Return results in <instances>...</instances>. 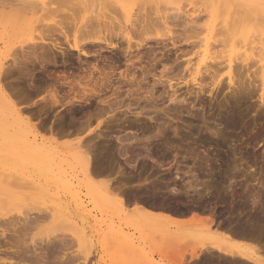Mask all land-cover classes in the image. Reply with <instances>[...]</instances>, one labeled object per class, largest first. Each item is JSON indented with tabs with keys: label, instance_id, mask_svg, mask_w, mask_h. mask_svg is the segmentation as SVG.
<instances>
[{
	"label": "bare ground",
	"instance_id": "1",
	"mask_svg": "<svg viewBox=\"0 0 264 264\" xmlns=\"http://www.w3.org/2000/svg\"><path fill=\"white\" fill-rule=\"evenodd\" d=\"M0 1H2L3 7L5 9H11L10 11L19 10L21 12L26 11L29 8L33 9L36 7V5L37 7L40 5L44 6V2H45V0H0ZM50 1H52L51 3L54 2L57 5V7L58 6L64 7V9L60 11L61 13L58 11L56 12V10L53 8L51 9V10H55V14L58 13L59 15L58 14L57 15L60 18L57 20V17H56L57 15H56L55 20L53 19V21L51 20L48 23L43 24L42 26L39 25L40 23L39 21H38L39 23L35 26H34V24H36L35 22L29 24V26L31 27L30 31L32 30L33 34L36 32L34 28L40 27L42 29V30L39 29L40 31L37 29V39H35L36 37L34 38V35H32L33 37L29 35L30 38L28 40H26L25 42L22 41L23 44L29 43L30 46H28L27 50H24L25 45L23 46L21 45L20 47L22 49V52L20 53L21 54L20 56L18 55V53L16 54V52L13 51L15 52L16 55L14 54L15 56L12 58V64L8 65L7 64L8 62L7 63L5 62L8 65L7 66L2 60L3 58H0V104L3 106L5 105L3 108V112H4V109H6L7 111H11L13 113L18 114V116L19 115L21 116V109H19L18 107L19 103L18 101H16L17 99L15 100L13 97L14 95L17 96L19 92L15 90L14 93L13 92L11 93L9 90L12 88L9 89L7 84L6 86H4L5 84L4 82H2V81H5V79L7 80V78H10L13 71H18L19 74L31 78L29 80L32 81L30 82V89L32 91H37V93H39L40 91L47 92L48 97L41 98V100L43 99L46 105L45 107L43 106L44 107L43 112H45L46 107H48V103H50V107H53V108L54 106L55 108L58 106L64 107L66 108V113L68 112L67 117L68 119H70L69 124L72 127L73 126L77 127L76 125H78V127L80 126L81 128L84 127L82 128V130H84L86 127H89L92 119L96 120L99 118H104L106 120L104 121L106 129L105 130L100 129L101 123L99 122L98 127L100 130H89V133H88L89 135L86 138L88 139V141H85L87 142L86 146L84 147L83 144H81V142H78V145L76 148L75 157L77 159V163L82 168L81 174L85 176L91 183L93 182V177L96 178V176L105 175L107 173H110L109 171H112L111 162L112 160L115 159L114 157H116L117 154L120 157L123 156V158L124 159L126 158V160H130L129 155H130L131 145L137 144V143L139 144V142L141 141L144 142L143 145H140V146L137 144L138 147H136L135 156L137 158L138 157L143 158L142 156L151 158L153 155V150H152L153 147L151 148L149 145L151 144V146H154L151 143L152 139L160 140V139L166 138L167 140H170L172 138L173 135L171 134L172 135L171 136L169 133V130H166L167 125L165 126V124L162 121L161 123L159 121L160 120L159 118L161 115L159 116L158 112L161 110L163 111V109L160 108L161 109L160 110L158 109V107L160 106L158 107L156 106L158 103H160L157 100L159 98H160V101L163 100L165 95H168L166 97L169 98V103L171 104L175 103L176 105V103H179L178 105H180V103H185L187 106L189 105L188 101H192L194 103H191L190 105L195 107V102H198L197 100L201 98L200 95H205L207 93L208 87H209L208 94L212 95V97L213 96L215 97V95L216 97H218L221 94V92L224 91V88H225L224 85L225 86L228 85L227 87H230L229 89L233 88L232 90L234 91V93H235V89H237L238 91L242 89L241 92L242 91L243 92L242 93L239 92L241 93L240 95L242 94L244 95V91H246L245 92L246 95L244 96L242 95L243 97L247 95L249 96L253 95L252 94L254 91L253 88L256 87L257 89L255 90L257 91L260 90L259 99H260V103H261L260 106H261V111H262L261 112L262 115H260V117L263 116V113H264V52H261L262 53L261 55L263 56L262 60H260V62H262V66H260L259 69L252 67L256 69V70L254 69L255 71H252V68H250L251 66L244 67L245 65L247 66L250 59H251L250 62L252 61V58H250V56L247 55V50H244L246 56L242 60V63L245 65L242 67H239L240 65L237 66L238 64L236 65L233 59L228 58L227 55H225L227 51L226 52L222 51L223 48L220 51L213 52L214 48L216 46L218 47V45L224 48H226V46L229 47V45H231L232 46L231 52L232 53L237 52L235 50L238 47L237 44H241L242 46V42H245V43L247 42L248 36L243 35L239 39L238 35L234 34V32L233 34L231 33L230 35L229 33L224 32V34L221 35L220 37L217 36L223 32H221L222 31L221 30L219 34L216 33L218 27L217 28L215 27L216 21L214 22L211 20L212 16L210 20L206 19L205 21V18H204L203 23H202L203 20L200 19L201 17L198 19H189V20H185V18L183 17L184 20L182 18L180 19L184 21V22L182 21V23H180L179 19H176V21L175 19H172V20L168 19L172 22L174 21L175 22L172 23L169 21L170 22L169 23L168 20L165 21L164 26L162 25L163 29L165 30L164 32L163 30L158 31L159 28L157 29L159 22L158 23L156 22L157 21L161 22V19L159 20L155 19L156 22L155 20L151 22V20L148 18L143 21H135V22H131L128 19L125 21H122L121 19H119L122 15L127 16V14L130 13V10L134 7L133 1L135 0H50ZM159 1L160 2L164 1L166 2V4H169V6L174 5V3H176L175 0L174 1L173 0H159ZM212 1L214 0H211L210 3H213ZM214 2H217V1L215 0ZM248 2L247 4L252 3L255 6L264 5V0H253V1H250L249 3ZM220 3L222 2L220 1ZM240 3L242 2L240 1ZM252 4L250 5L252 6ZM95 7L98 9L96 10ZM58 8L60 9V7ZM217 9L220 10V8H217ZM216 12H218V10ZM118 13L119 14L121 13L122 15H120L119 17L117 16ZM114 14H117V15H114ZM21 15H23V13H21ZM162 21L164 20L162 19ZM176 22H179L177 24L178 26L181 25L182 27H184L182 29L184 30L183 32H181V30L179 32L178 29H174L175 27H177V25L175 24ZM161 24L162 23H160V27H161ZM218 24L217 26L220 25ZM228 25L230 26V23ZM199 26H201V29L202 27L205 26V28H207L210 31L209 34L205 37H199L198 36L199 33L198 35H195L196 34L195 32H197L196 30L198 29ZM234 28L236 27L233 25V29ZM201 29L199 31H201ZM214 29H216V31H214ZM230 29L231 28H229V31ZM152 31L156 33H154V35H151V36H145V33H148V32L152 33ZM189 31L192 33L188 35L187 33ZM215 35L219 39H215L214 38ZM262 36H263L262 41L264 42V33L262 34ZM4 37L5 36L3 32L1 31L0 32V45L3 43ZM140 37L141 38L144 37V38L138 40V38ZM254 42L255 41H253V43ZM184 45L190 48L188 50H182V46ZM262 46H264V43ZM202 48L204 49L201 50ZM248 52H251V51H248ZM10 55H12V53ZM193 55L197 56L196 62H193V60L190 59V57H192ZM211 55H213V57L210 58L212 63H209L210 61L208 62L207 60L209 59ZM256 55H258V53ZM261 55H260V58H261ZM75 56H77L76 57L77 61H74ZM258 61L259 60H257L256 63H258ZM225 63L227 64L223 66V64ZM22 64H25V65L23 66ZM29 64H31L32 68L27 67ZM59 64L60 65L62 64L65 67L62 72L60 71L61 72L60 75L58 74L59 72L58 69H56L58 68L56 66H60ZM36 67H37V82H36L37 87L35 86L36 84L34 80L35 78H33L35 76L34 73H36V72H33V69H35ZM53 70H55L54 72H56L58 75H55ZM225 75L226 77L224 78ZM258 81L260 83L256 86L255 84L258 83ZM225 82L227 84H224ZM9 84L11 83L8 82V85ZM6 87L9 90H7ZM184 87L187 88L185 92H183ZM179 92H183V93L179 94ZM39 96L41 95L39 94ZM21 100L23 101L22 98ZM162 102L163 101H161V103ZM219 106H221V104ZM228 107L221 110V113L219 115L221 126L224 125L226 130H221V129L220 130L219 129L209 130L210 127L208 128V130H204V131L196 130V129L188 130L183 135L179 134L181 135L179 138L182 140H185V139L187 140L188 137L193 135L196 138L195 140L200 145L207 146V144L213 143L219 150H221L224 147V145L227 144V140L229 141L231 139L229 137L230 132H227V128L228 129L233 128L234 130L235 127L237 128V126L241 124V122L243 121V117H244L242 114L236 111L237 107L236 108L234 107L235 109H232V107L231 108L230 107L228 108ZM47 110L48 109H46V111ZM169 110H170L169 113L171 114V109ZM173 110H176L175 112H177L178 109L173 107ZM149 111H152V112L154 111L156 112V116L158 115L157 116L158 121L156 120V117L154 116L149 117L150 118L149 120L153 121V123L155 121H156L155 124L159 122L158 125L160 126L156 128L157 130L155 129V127H154L155 130H153L147 124L146 121L143 122L141 119L144 116L146 117ZM165 112L166 111H163L164 114H166ZM172 113L175 114L174 112ZM178 113H181V112H178ZM80 114H85V116L87 117L84 122H81L82 120L79 122L77 121L76 117L77 115L79 116ZM130 115H136V117H131ZM5 117L4 115L2 116L0 115V202L2 203H5L6 201H11L15 198V194L12 192L13 191L12 188H21L27 185L28 183L29 187L33 188V185H34L35 187L42 189L41 184L37 183V179L29 180L26 178V174L24 173H20V174L9 173L5 175L4 172L1 171L2 169L5 170V168H3L2 165H4L6 162H10L12 165L16 166L17 165L16 162L18 163L20 162L19 159L21 160L25 159L26 160L25 162L30 161L29 163L33 165L32 166L33 170H31V167H29L30 170L32 171L30 172L31 177L37 178V175H38V176L45 177L46 181L47 179L52 181V179H56L53 177L55 174L52 176L50 174L44 173L43 172L44 168H46L47 166L52 167L51 166L52 162L58 157L60 160L61 156H63V154L61 153L59 149L55 150L54 148H51V147L49 148L47 147L48 146L47 143H46L47 146L45 145L44 140L42 139V136L38 132L37 127H35V125H32V129L37 130V140L35 138H33V140L30 138H27V140L25 141L23 140L21 143H15L13 146H7L5 141L9 139L10 128L7 122L5 121ZM63 118H65V116L61 117V123L62 121H64ZM31 119L32 118L30 116H26V120L28 122H31L30 121ZM244 119H246V117ZM112 123H116V124H119V126H122V130L116 131L117 133H119V135L118 134L115 135L113 133V130H109L112 127L110 126V124ZM24 124L25 122L23 121V125ZM150 125H151V122H150ZM24 126H21V128L23 129ZM78 127L76 130L67 131L65 129L64 132L66 131L70 133L76 132V134L77 132L81 133L80 131L82 130ZM24 129L26 128L24 127ZM50 129H52L53 131L54 128H50ZM127 131H130V134L131 132H133L132 135L131 136H128V135L121 136L120 135ZM64 132L62 131L61 135L64 134ZM136 135L138 136L142 135V138H139ZM174 135H177V134L174 133ZM177 138H178V135H177ZM111 139H115L116 141H118L120 147H118L115 144L116 142H114ZM97 140L98 141L103 140L105 141L104 142L105 144H103V146H100V144L99 145L97 144L100 141L97 142ZM169 142L174 143L173 141H169ZM163 144L166 145V143L164 142ZM156 146L158 147V145ZM154 150L156 151V149ZM164 152H167V151H163V153ZM163 153H162V156H163ZM232 155H234V153L233 154L231 153V156ZM219 156H220V160L218 161H221L222 164L219 165V167L214 166L215 164L213 166H210L211 176L214 175L216 177L215 182L218 186H221V191L223 188H226V183L228 180H229L228 183H230L228 184V187H227L229 189V190L227 189L228 191H226V189H223L224 196L222 200L224 202H229V205L221 204L220 206L219 204L220 208L222 207L220 211L219 210H217L218 212L214 210L209 211L208 209H206L207 207L205 208V205L202 206L204 201L203 202L201 201L202 204H199L198 201L197 202L195 201L196 204L198 203L199 206L194 203L196 206L193 205L192 208H189L192 205V204L190 205L189 203L188 206L189 205L190 206L189 207L187 206V209H184V210H177V208L175 210L172 208V206L174 205L171 206L170 204L169 206L171 207H169L164 204V200L166 201L170 200V201L178 202V203L182 200L181 203H183L184 202L183 196L181 197V194L184 193L187 196V194L190 195L189 194L190 191L191 192L193 191L194 193H196L194 195H199V197H201L203 195L201 194L200 191L201 189L204 190L203 186L207 187V191L205 192L208 195L216 191L215 190L216 188L214 189L215 191H212V187L207 185L208 183L210 184V182H206L207 184H203L204 183L203 182L202 183L203 186L202 188H200L201 184H198L199 177L197 176V174H193V177L196 180L189 181L187 184L179 183L178 177L166 183H164L165 181L163 182L159 181V185L156 187H152V190L155 193L154 195L156 196L157 199H162V201H160L161 203L160 202L156 203L158 200L153 196L151 197L155 198L156 202L155 200L154 202H152L153 200L150 201V198H151L150 196L148 197L149 199L148 198L141 199L142 197H140L139 194H136L137 197H140L139 200L135 199V201H133L131 197L133 196V198H135L136 197V196L134 197L135 194L131 195V197L128 196L125 198V195L124 194L122 195L121 193V196L118 199L119 206H121V208L123 209L124 207H126L127 204L133 203V205L135 206V214L139 215L141 218L149 219V220L161 219L163 216L166 217L167 213L172 214V212L175 214H179L180 217L182 215H185V214L187 215L191 212H194V214H196V215H193L195 218L194 219L195 221H193L192 223L191 222L189 223H176L175 222L178 226V230L174 231L173 236L168 238L169 245L168 246L166 245L167 249L169 246L174 247V245L177 244L175 242V238H181L182 240L184 239L188 240V238H191V239H195V240L197 239L200 241V245H201V247H199L200 249H198L197 247V248L190 250L191 252H188L189 254L188 257H187L188 254L185 253L187 252L186 250L188 248L186 249L176 248L177 247L176 245V247L173 248L174 251L172 250L174 253L170 251L171 253H173V255L178 254L177 257L181 260L180 264H191V262H193L192 264H264V191L262 192L261 190H255V187L252 186L253 187L252 188L250 186L252 184L245 185L246 182L248 183V181L246 180L244 184L245 187L244 185L241 184L245 188V189L243 188L244 190H242L243 195H246V196H244V199L236 201L237 200L236 198L237 190L241 189L242 186L238 189L236 187L234 188L233 187L234 185H232L233 184L232 180L234 179V177L236 178L243 177L245 179H248L250 177V179L251 178L254 180L256 179L257 181L256 184L258 183V181L260 182L258 184V185L260 184L262 185L260 186V188L261 187L264 188V182L260 181V179L255 177L253 174H249V170L246 169L247 167L246 165L245 167L242 166L245 163L242 162L243 158L240 157V154H239V157L241 158V160L239 159L240 161L239 160L238 161L240 162L239 163L240 165H241V162L243 163L241 165L243 168L238 167L240 165L239 164L237 165L236 163L237 161H235L236 157L235 159H233L234 157L232 156L233 157L232 158L230 154H222V155L218 154V157ZM203 161H204L203 164H205L206 160H203ZM49 163H51V165H48ZM57 165L55 166L58 167ZM130 165L131 164H129L128 166ZM203 166L205 167V165H202V167L200 166V168H202L201 170L205 169L203 168ZM48 167L47 169L51 172L52 169L50 170V167L49 168ZM133 167L135 169L136 165H134ZM248 167L252 168V166L250 165ZM208 169H206V171ZM58 171L59 170L57 168L56 173ZM250 172L252 173V171ZM61 174L59 175L61 176ZM204 174H206V172H202L203 176ZM199 175H201L200 172H199ZM106 177H108V174ZM212 184H215V183L212 182ZM166 185H168V187H166ZM110 186L111 185L109 183H106L103 186H100L99 189L103 193L109 194L111 192V188H113L112 186L111 187ZM163 187L164 188L166 187L165 189L168 188V191L164 192ZM121 188L122 187H120L119 189ZM143 188H146V187H144L143 185ZM36 189L35 191H37ZM144 191L147 192L146 189ZM141 192L143 191L140 190L139 193ZM165 193L166 195L164 196H166V198H162L161 196L158 195V194L162 195ZM167 193L171 194V196L168 194V197H167ZM217 193L222 194L220 191H217ZM209 196H211V194ZM186 198H189V197H186ZM204 198L205 197H202L203 200ZM214 199L215 198L213 197V201ZM215 200L218 201L217 199ZM210 201L213 204L212 197L211 199H209V202ZM186 202H184L183 204H185ZM218 203L219 201L216 203V206L218 205ZM6 204L4 205V207L6 206ZM178 205H180V203ZM214 205H215V201H214ZM182 207H185V206H182ZM47 209H49L48 210L49 212L46 211L48 214L45 212V210ZM37 210L38 208L36 209V211L35 210L34 211L37 212ZM45 210L44 211L42 210L43 212H45L44 213L45 215L43 217L45 216L47 217L48 215V217L52 218L53 221L55 222L59 220V219H56L58 212L61 213L58 210V205H55L54 207H50V208L48 207ZM206 212L207 214L209 212L208 214L209 217L206 218V221H205L204 215H206L205 214ZM7 213H5L4 215H0V232H1L0 235L3 237L5 233L9 234L8 232L9 230H7L8 228L10 227L14 228V229H11L13 230L12 233L14 234L13 240L10 241V238L8 237L9 240L7 239L6 241V239L4 238L6 241V244L8 246L9 245L11 246L10 249L8 248L7 249L10 250L12 253L9 254L8 252L1 251L2 246H1V241H0V252L1 253L3 252L2 254L3 256L0 257V261H2L1 264H14L15 261L13 262V260H16L18 262L16 264L26 263L29 261L31 262L30 264H33V263L34 264L35 263L36 264H49V263L59 264L58 263L59 258L57 256L56 257L58 260L56 259L55 256H54L55 259L54 257L52 258L55 261L49 260L51 258L47 257L48 254L46 256V253H45L46 250H44V253L43 252L38 253V248H37V245L35 244V242H37V238L36 239L31 238V242H32L31 244L25 243L27 241V238H25L26 241H24V237H26L25 233L26 235H28L27 234L28 232L27 229H29L27 227L28 223L29 224L32 223L31 225L37 224V223L33 224V221L36 222L37 220L34 217V215H33L34 218L31 217L28 221V217L32 216V212L29 211V213L31 214L24 215L25 218L23 219V221L19 220L20 223L22 222V224L18 223L17 222L18 220L17 221L14 220L13 222L12 219L14 218L12 216H9L12 219L10 218L8 219L7 218L8 216L6 215ZM161 213H164V214H161ZM199 214L201 215L204 214L202 215L204 216V218L202 219L201 218L202 216L200 217ZM226 215H228L227 219L224 217ZM221 217H224L226 220L223 218L224 220L222 221L220 219ZM15 219H18V218H15ZM42 220L43 219H41L40 221ZM1 221L4 222V224L6 223L8 225L7 227V225L5 224L6 229H3V226H1ZM47 221L49 220L47 219ZM61 223H60V226H61ZM74 224L75 222L69 221L68 223L64 224V226L72 225L74 227ZM17 226L19 228H17ZM1 227H2V231H1ZM54 228L56 229L55 225H54ZM70 230H74V229L70 228ZM1 236L0 238H2ZM54 237L57 238L56 236ZM61 238L62 236L60 237V241L62 240L61 242H63V239ZM157 240L160 243L158 238ZM165 240L166 242L168 241L167 239H164V241ZM173 241L175 242L174 245H172ZM87 243H89V241ZM56 244H59V243H56ZM160 245L164 246L165 244H160ZM163 246L161 249H163ZM13 248L15 249L13 250ZM32 248L34 249L33 250L34 252L37 251L38 253L35 257L33 256L35 254H33L32 256L29 255ZM137 251L143 252V250L141 249ZM63 257L65 258L64 255ZM63 257H62V262L66 259V258L64 259ZM186 260L188 261L186 262ZM69 261L70 260H68L67 262L69 263Z\"/></svg>",
	"mask_w": 264,
	"mask_h": 264
},
{
	"label": "rangeland",
	"instance_id": "2",
	"mask_svg": "<svg viewBox=\"0 0 264 264\" xmlns=\"http://www.w3.org/2000/svg\"><path fill=\"white\" fill-rule=\"evenodd\" d=\"M47 1L49 2L50 0H45L44 6L40 5L37 7V5H36L35 8H33V9L29 8L28 10L23 11V12H21L19 10L10 11L11 9H5L3 7L2 1H0V6H1L0 7V32L2 31L4 36H5L3 43L0 45V58H3L2 60L4 63L8 62L7 64L10 65V64H12V58L17 53L19 56L21 55L20 54L22 52V49L20 47L21 45L22 46L25 45L24 50L28 49V46H30V44L29 43L23 44L22 41L25 42L26 40H28L30 38L29 35L31 37H33L32 35H34V38L36 37L35 39H37V29L38 30L39 29L42 30V29L40 27L34 28L36 32L33 34L32 30L30 31L31 27L29 26V24L35 22L36 23V24H34V26H35L40 22L39 25L42 26L43 24H46L51 20L53 21V19L55 20L56 17H57V20L60 18V17H58V15H59L58 13L55 14V10H56V12L57 11L60 12L64 9V7L58 6V7H60V9H61L60 10L54 2L51 3L52 1H50L48 4ZM214 1H212V2L215 5L213 3H210L211 0H207V1H205V0H175L176 3H174V5L169 6V4H166V2H164V1L160 2L159 0H139V1L135 0V1H133L134 7L130 10V13L127 14V16H124L121 13L120 14L118 13V15L117 14H114V15H117L119 17H120V15H122L119 19H121L122 21H125L128 19L131 22L143 21V20H146L147 18L150 19L151 22H153V20H155V19H157V20L161 19V22L160 21L156 22V20H155V22L156 23L159 22V24L157 26V29L159 28L158 31L163 30L164 32H165V30L163 29L164 22L167 21L168 19H171V20L175 19V21H176V19L180 20L181 18L183 19V17L185 18V20L198 19L201 17L200 19L203 20L202 21V23H203L204 18L206 21V19L210 20L211 16H212L211 20L214 22L216 21L215 27L216 28L218 27L217 31H216V29H214V31H216L217 34H219L221 30H222L221 32H223L217 36L220 37L221 35L224 34V32L229 33V35L231 33L233 34V32H234V34L238 35L239 39L243 35L248 36L247 42L246 43L242 42V46H241V44H237L238 47L235 49L237 52H233V53L231 52V49H232L231 45H229V47L226 46V48L218 45V47L216 46L214 48L213 52L220 51L223 48L224 50L222 49V51H225V52L227 51V53L226 54L224 53V54L227 55L228 58L233 59L235 61V64L236 65L238 64L237 66L240 65L239 67H242L245 65L242 63V60L246 56L244 50H247V55L250 56V58H252V61H254V62H252V61L250 62V60H251L250 59L247 66L245 65L244 67H250L251 66L250 68L255 67L256 69L257 68L259 69L260 66H262V62H260V60H262V57H263L261 55L262 54L261 52H264V46H262L264 43L262 41V38H263L262 34L264 33V5L255 6L252 3H250V4H252V6H251L250 4H247L248 1L250 2L253 0H216L217 2H214ZM220 1L223 4L220 3ZM240 1L242 3H240ZM50 4H51V6H50ZM47 5H49L50 7ZM52 8L55 10H51ZM217 8H220V10ZM95 9L97 10L98 8L95 7ZM217 10H218V12H216ZM21 13H23V15H21ZM205 13H207V14H205ZM206 17H208V18H206ZM162 19L164 21H162ZM183 20H180V23H182ZM169 21L170 20H168V22ZM170 22H172V21H170ZM174 22H172V23H174ZM160 23H162L161 24L162 28L160 27ZM178 23L179 22H176L175 24L177 25ZM229 23H230V26L228 25ZM217 24L219 26H217ZM233 25L236 28L233 29ZM180 26L181 25H179V26L177 25V27H175L174 29H178L179 32H180V30H181V32H183L184 30H182V29L184 27H182V26L180 27ZM229 28H231L230 31H229ZM27 29H28V31H27ZM200 29H201V26H199L198 29L196 30L197 32H195L196 33L195 35H198V33H199V35H198L199 37H205L210 32L207 28H205V26L202 27V29H201L202 32L199 31ZM218 29H219V31H218ZM29 32H31V33H29ZM235 32H237V33H235ZM154 33H156V32H154V31H152V33L148 32V33H145V36H151V35H154ZM191 33L192 32L189 31L187 34L189 35ZM143 38L144 37H142V38L140 37V38H138V40L143 39ZM214 38L219 39L216 37V35ZM253 41H255V42L253 43ZM26 45H27V47H26ZM189 48L190 47L185 46V45L182 46V50H188ZM8 49H10V50H8ZM203 49L204 48H202L201 50H203ZM13 51H15L16 54ZM248 51H251V52H248ZM255 52H257L258 55H256L257 53H255ZM11 53H12V55H10ZM260 55H261V58H260ZM211 57H213V55H211L209 57V59L207 60L208 62L210 61L209 63H212L211 59H210ZM190 59L193 60V62H196L197 56L193 55L192 57H190ZM257 60H259L258 63H256ZM226 64L227 63L223 64V66ZM22 65L24 66L25 64H22ZM27 67L32 68L31 64H29ZM255 68H252V71H255L256 70ZM35 69H36V71H35ZM35 69H33V72H36V73H34L35 76L33 78H35L34 80L36 83L37 82V67ZM225 77H226V75L224 76V78ZM29 79H31V78L19 74L18 71H13L10 78H7V80L5 79V81H2L5 84L4 86H6V84H7L9 89L12 88L9 90L6 87V89L9 90L11 93L12 92L14 93L15 90L19 92L17 94V96L13 94L14 95L13 97L15 100L17 99L16 101H18V103H19L18 107H19V109H21V116L19 115L20 116L19 117L18 114L13 113L11 111H7L6 109H4V112H3V108L5 105L3 106L0 104L1 106H3V107L0 106V110H2V111H0V115L1 116L4 115V117L5 116L7 117V118L5 117V121L7 122V124L9 125V128H10V132H9L10 136H9V139L5 141V143L7 144V146H13L15 143H21L23 140L24 141L27 140V138H30L32 140H33V138H35L37 140V130H38V132L42 136V139L44 140L45 145L47 146V144H48L47 147L54 148L55 150L59 149L61 151V153L63 154V156H61L60 160H59V157L56 158L55 159L56 161L54 160L52 162V165H51V163L48 164V165L52 166V167L49 166L50 170L52 169V171H51L52 173L47 169V167H48L47 165H46L47 167L45 166L46 168H44V171H43L44 173L50 174L52 176L54 174L56 175V176L55 175L53 176L56 179H52V181L48 180V179L46 181L45 177L38 176V175H37V178L31 177L30 172H32L31 170H33L32 169L33 165L29 163L30 161L25 162L26 161L25 159H22V160L19 159V161H20L19 163L14 161L17 163L16 166L12 165L10 162H6L4 165H2L3 168H5V170L2 169L1 171H3L5 175L9 174V173H17V174L24 173V174H26V178L29 180H32V179L36 180L37 179V183L41 184L42 189H39L38 187H35L34 185H33V188L29 187L28 183H27V185H25L26 187L24 186L21 188H12V190H13L12 192L15 194V198L11 201H6L5 203L0 202V215H4L5 213L8 212L6 214L8 216V217L6 216L8 219L9 218L12 219L11 217H9V216H12L14 218V219H12L13 222H14V220L15 221L18 220L17 222L20 223L19 220L23 221V219L25 218L24 215L31 214V213H29V211L32 212V216L28 217V221L31 217L32 218L35 217L37 220H36V222L33 221V224H35V223H37V224L31 225L32 223H30V224L28 223V225H27V227L29 228V229H27L28 235H26V233H25L26 237H24V241H26L25 238H27V241L25 243L31 244L32 243L31 238L32 239L37 238V242H35V244L37 245L38 253H42V252L44 253V250H46V252H45L46 256L48 254L47 257L51 258L49 260H53L52 258L54 256L55 257L57 256L59 258V260L57 259V257H56V259L59 262L58 261H56V262H58L59 264H63V263L66 264V262L68 260H70V261H69V263L67 262V264H70V263H72V264H86V263L87 264H180L181 260L177 257L178 254L173 255V253H174L173 248L176 247V245H177L176 248H182V249L188 248L186 250L187 252H185L186 254H188V252H191L190 250H192L194 248L198 247V249H200L199 248V247H201L200 241L197 239L195 240V239H191V238H188V240L187 239L182 240L181 238H175V242L177 244L174 245L175 242L173 241L172 245H174V247L169 246L167 249L166 245L167 246L169 245V239L168 238L173 236L174 231L178 230V226L176 223H181L175 219V215H177V214H174V213H172V214L167 213L166 214L165 213L166 217L163 216L161 219H157V220H154V219L149 220V219L141 218L139 215L135 214V206L133 205L132 202H131L132 204H127L129 206L126 205V207H124L123 209L121 208V206H119V203H118L119 200L118 199L120 198L121 193H122V195L123 194L125 195V198L128 196L131 197V195H134V194H135L134 197L136 196V194H139L140 197H142L141 199H147L149 196L150 197L153 196L156 198V196L154 195L155 193L152 190V187L158 186L159 181L160 182L165 181L164 183H166V182L171 181L172 179H176L178 177L179 183H181V184L186 183L187 184L189 181L196 180L193 177V174H197V176L199 177L198 178V184H201L200 188H202L203 184H207L206 182H210V184L208 183L207 185L212 187V191L216 190L215 192L211 191L212 192V193H210L211 196H209L210 194L208 195L205 192V191H207V187L203 186L204 190L201 189V191H200L201 194L203 195L201 197H199V195H194L196 193H194L193 191L192 192L190 191L191 192V193L189 192L190 195L187 194V196L184 193L181 194V197L183 196L184 202H186L188 200L186 202L187 204L186 203L183 204L184 202L181 203L182 200L179 202L180 205H178L179 204L178 202H173L170 200H167V201L164 200V204L166 206H169L170 204H171V206L174 205V206H172V208L175 210H176V208H177V210H184V209H187V206L189 203H190V205L191 204L192 205L191 206L189 205L190 207L189 206L188 207L192 208L193 205L194 206L198 205V203L196 204L197 201L199 202V204H202V202L204 201L202 206L205 205V208L207 207L206 209H208L209 211H213V210L214 211H217V210L220 211L222 208V207L220 208L221 204L229 205V202H224L222 200H223V196H224L223 189H226V191H228L229 189L227 187H228V184H230V183H228V181H229L228 180L226 183V188H223L221 191V186H218L215 182L216 177L214 175L211 176V169H210L211 167L210 166H213L215 164L214 166L219 167V165L222 164L221 161H218V160H220V156L218 157V154H220V155L230 154V156H231V153L232 154L234 153V155L236 154L235 156L232 155L234 158L232 156L231 157L233 159H235V157H236L235 161H237L236 162L237 165L240 163L239 161L241 160V158H243L242 162L245 164L242 165L243 163L241 162V165L243 167H245V165H246L247 166L246 169L249 170V174H253L255 177L260 179V181L264 182V113H263V116H261L262 117L261 118L260 115H262V113H261L262 111H261V106H260L261 103H260V99H259L260 90H258V91L255 90V89H257L256 87L253 88L254 89V91L252 93L253 95H251V96L247 95V96L243 97L244 95H246V93H245L246 91H244V95L242 94L243 95L242 96V95H240L243 92V91L241 92L242 89H240L239 91L237 89H235V93L241 92L239 94H237V93L235 94L234 91L232 90L233 88L229 89L230 87H227L228 85H226V86L224 85V87L226 89L224 88V91H222L218 97H216V95H215V97L213 96L214 98L212 97V95L208 94V91H209V87H208L207 93L205 95H200L201 101L199 99V100H197L198 102H195V107L190 105L191 103H194L192 101H188L189 105L186 106L185 103H180V105H178L179 103H176V105H175V103H172V104L169 103V98L166 97L168 95H165L163 100H161V101H163L162 103H161L160 98H159L157 101L160 102L161 104L160 103L157 104L156 103L157 101H156L155 102L157 104L156 106L157 107L160 106V107H158V109H160V108L163 109V111H166L165 113L167 114V115L164 114L163 111L160 109L161 111L158 112L159 113L158 115L159 116L161 115L159 118L160 119L159 121H160V123L162 121L165 124V126L167 125L166 130H169V133H170V135L171 134L173 135V136L172 135L171 136L174 140L172 138L170 140H167L166 138H163L160 140H157V139L153 140L152 139L151 143L154 146H151V144L149 146L151 148L153 147L154 149H156V151L152 148L153 155L151 158H147L144 156H142L143 158H140V157L137 158L135 156V153H136V147H138L137 146L138 143L131 145L130 146V155H129L130 160H126V158L124 159L123 156L120 157L117 154V156L114 157L115 159L112 160V162H111V170L112 171H109L110 173H107L108 177L109 176H111V177H109V178L106 177L107 174L101 175V176H96V178L93 177V182L91 183L85 176H83L81 174L82 168L77 163V159L75 157L76 156V148H77L78 142H81V144H83L84 147L86 146L87 142H85V141H88V139H86V138L89 135L88 134L89 130H100V129L105 130L106 126H105L104 121H106V120L104 118H99L96 120L92 119L89 127H86L87 129L85 128L86 130L85 129L82 130V128H84V127L81 128L80 126L78 127V125H76L78 128H80L82 130V131H80L81 133L77 132V134H76V132H73L74 133L73 134V133L67 132L69 130H76L77 127L73 126L74 127L73 128L69 124L70 119H68V117H67L68 112L66 113V108L60 107V106L55 108V106H54V108H55L54 109L53 107H50V103H48V107H46V109H48V110L46 111V109H45V112H43L44 111L43 108L46 105H45L43 99L41 100V98L42 97H44V98L48 97V94L45 91H40L39 93H37V91H32L30 89V82H32V81ZM8 82L11 84L8 85ZM259 83L260 82L258 81V83H256L255 85L257 86ZM224 84H227V83L225 82ZM10 86H12V87H10ZM35 86L37 87V83L35 84ZM186 89L187 88L184 87L183 92H185ZM183 92H179V94L183 93ZM39 94L41 96H39ZM46 94H47V96H46ZM157 94H159V93H157ZM21 98L23 99V101L21 100ZM245 98H247V99H245ZM36 102H38V103H36ZM30 103H32V104H30ZM163 103H165V104H163ZM220 104H221V106H219ZM236 104H238V105H236ZM196 105H197V107H196ZM228 106L230 108L232 107V109H235L237 107L236 111L244 116L242 122L245 125L241 122L242 126H241V124H239V126H237V128L235 127L234 130H233V128H231V129L227 128V132H230L229 133V137L231 138L230 140H232V141L227 140V144H225L221 150H219L213 143L207 144V146L200 145L195 140L196 138L193 135L188 137L187 140L185 139L188 142L179 138L181 135L185 134L188 130H195L196 129V130H203L204 131V130H208L209 127H210L209 130H216V129L217 130L218 129L219 130L220 129L226 130L224 125L221 126V122L219 120V115L221 113V110H223L224 108H226ZM49 107L52 109V111ZM173 107L178 109L177 112H175L176 110H173ZM221 107H222V109H221ZM168 108L171 109V114L169 113L170 110ZM172 112H174L175 114H173ZM178 112H181V113H178ZM189 112H191L192 114L194 113V114L192 115ZM26 116H30L32 118L30 120L31 122H28L26 120ZM63 116H65V118H63L64 121H62V123H61V117H63ZM130 116L136 117V115H130ZM152 116L156 117V120L158 119L156 116V112H154V111L153 112L149 111L147 116L146 117L144 116L141 119L143 122L146 121L147 124L153 130H155L160 125H158L159 122L155 124L156 121L153 123V121L149 120L150 119L149 117H152ZM196 116H197V118H196ZM245 117H246V119H244ZM76 118H77L78 122L81 120H82L81 122H84L87 117L85 116V114H80L79 116L77 115ZM259 118H261L262 120ZM21 119L25 122V124H24L25 126L23 125V121ZM216 120L217 121L219 120V121L217 122ZM256 120H257V122H256ZM99 122L101 123L100 129L98 127ZM150 122H151V125H150ZM32 125H35V127H37V130H33ZM68 125H70V126H68ZM21 126H24L27 130L24 129V127L22 129ZM110 126H112V127L109 130H113V133L115 135H117V134L119 135V133H117L116 131L122 130V126H119V124H116V123H112V124H110ZM154 127H155V129H154ZM50 128H54L53 131ZM65 129L67 130L66 132H64ZM171 130L174 132H172ZM62 131L64 132V134L61 135ZM78 133H79V135H78ZM132 133L133 132H131V134H130V131H127V132H124L123 134H120V135L121 136L122 135L131 136ZM174 133L178 135V138H177V135H174ZM179 134H181V135H179ZM136 136H138V135H136ZM138 137L142 138V135H140ZM111 140L116 142L115 144L118 147H120L118 141H116L115 139H111ZM1 141H3V140H1ZM99 141L97 140V142H99V143H97L98 145L100 144V146H103V144H105L104 143L105 141H103V140L102 141L99 140ZM169 141H173L174 143L169 142ZM163 142L166 143V145L163 144ZM143 143L144 142L141 141V142H139L138 145L139 146L143 145ZM156 145H158L159 148ZM161 149H162V151H161ZM163 151H167V152L163 153ZM162 153H163V156H162ZM239 154H240L241 158L239 157ZM131 159H133L134 161ZM202 159L206 160L205 164H203L204 161ZM61 160H62V162H61ZM207 162H208V164H207ZM56 163L59 165H57ZM128 163L133 165V166L136 165V168L134 169V167L131 165L128 166L129 165ZM248 163L250 166H252V168L248 167L249 166ZM60 164H61V166H60ZM55 165H57L58 167H56ZM199 165L201 167H202V165H205V167L203 166V168H205V169L201 170L202 168H200ZM241 165L238 167L243 168ZM29 167H31V170ZM57 168L59 170L58 171L59 173L57 172L58 174L56 173ZM59 168H61V169H59ZM206 169H208V170L206 171ZM254 169H256V170H254ZM250 171H252V173ZM199 172L201 175H199ZM202 172H206V174H204V176H203ZM59 174H61V176ZM179 178H181L182 180ZM233 180H232V183H233L232 185H234L233 186L234 188L235 187L237 189L240 188L242 185L245 184V181L247 180L248 183L246 182L245 185L252 184L250 186L255 187V190H261L262 192L264 191V190H262V189H264L263 187L260 188V186H262V185L261 184L258 185L260 183L259 181L256 184V182H257L256 179L255 180L252 178L250 179V177L248 179H245L243 177H240V178L234 177ZM212 182L215 184H212ZM106 183H109L113 187V188H111V192L109 194L103 193L99 189L100 186H103ZM143 185L146 188H143ZM212 185H214V186H212ZM245 185H244V187H245ZM120 187H122V188L119 189ZM166 187H168V185H166ZM244 187L242 186L241 189L237 190V194H236L237 200L236 201L244 199V196H246V195H243V192H242V190L245 189ZM165 188L163 187V191L167 192L168 188L167 189H165ZM35 189L37 191H35ZM145 189L147 190V192L144 191ZM140 190L143 191L144 193L143 192L139 193ZM217 191H220L223 195L220 193H217ZM145 193H146V195H145ZM168 194L169 193H167V197H168ZM158 195L161 196L162 198H166V196H164V195H166V193L162 194V195L161 194H158ZM169 195L171 196V194H169ZM184 195H185V197H184ZM217 195H219V196H217ZM140 197L136 196L135 198H133V196H132L131 198L133 201H135V199L139 200ZM153 197L150 198V201L153 200L152 202H154V200H155V202H156L157 198L155 199ZM186 197H189V198H186ZM202 197H205L204 200L202 199ZM211 197H212V201H213V197L219 201V203L217 205L218 207L216 206V203L218 201H216L215 199H214L215 205H214V201H213V204L211 203V201L209 202V199H211ZM157 200L158 201L156 203L162 201V199H157ZM6 203H8V204H6ZM205 203H207V204H205ZM5 204H6V206L4 207ZM219 204H220V206H219ZM55 205H58V210L61 212V213L58 212L56 219H59V220L57 222L53 221L52 218H49L48 215H47V217L46 216L43 217L45 215L44 213L46 211L49 212L48 211L49 209H47V210H45V209L48 207L49 208L54 207ZM181 205L185 206V207H182ZM206 205H208V206H206ZM171 206H169V207H171ZM35 207L38 208L37 212H35L37 209ZM210 207H211V209H210ZM32 208L33 209L35 208L34 209L35 211ZM213 208H215L216 210ZM42 210L43 211L45 210V212H43ZM161 214H164V213H161ZM168 214H169V216H168ZM205 214L206 215H204V216H205V221H206V218L209 217V215H208L209 212H208V214H207V212ZM33 215H34V217H33ZM204 216H202V217L204 218ZM227 216L228 215H226L224 217L227 219ZM224 217H221L220 219L223 221L225 219ZM15 218H18V219H15ZM4 219H6V218H4ZM4 219H2V220H4ZM41 219H43V220L40 221ZM47 219L49 221H47ZM60 221L63 223H61ZM69 221L75 222L74 227L72 225L64 226V224L68 223ZM60 223H61V226H60ZM5 224H4V222L1 221V226H3V229H6ZM20 224H22V222ZM54 225H55L56 229L54 228ZM7 227H8V225H7ZM17 228H19V227L17 226ZM70 228L74 229V230H70ZM11 229H14V228L10 227L7 229V230H9L8 231L9 234L5 233V235L7 234L6 235L7 237L5 235H4L5 237L4 236L2 237L0 235L2 237V238H0L1 246H2L1 251L8 252L9 254L12 253L10 250H8V249H10L11 246L10 245L8 246L6 244V241H7L8 237L10 238V241L13 240L14 234L12 233L13 230H11ZM7 230H6V232H7ZM49 230L51 233L49 232ZM1 231H2V227H1ZM61 231H62V233H61ZM0 234H1V232H0ZM157 234H159V235H157ZM8 235H10V236H8ZM54 236H56L57 238H55ZM61 236H62L61 239H63V242L65 241L64 244L66 243L65 244L66 247L63 244V242H61L62 240L60 241ZM48 237H49V239H48ZM4 238L6 239V241ZM157 238L159 239L160 243L158 242ZM164 239H167L168 241L166 242V240L164 241ZM34 241H36V240H34ZM88 241H89V243H87ZM48 242H50V243H48ZM56 243H59V244L62 243L63 246H62V244L59 245ZM166 243H168V244H166ZM184 243H186V244H184ZM160 244H165V245L163 246ZM162 246H163V249H161ZM169 248H171V249H169ZM14 249L15 248H13V250ZM42 249H43V251H42ZM140 249L143 250V252L137 251ZM33 250L34 249L32 248L29 255L32 256L33 254H35V255H33L35 257L38 253H37V251L34 252ZM170 251L173 253H171ZM3 252L2 253L0 252V257L3 256L2 255ZM161 252L164 254H162ZM150 253L153 257L150 255ZM166 254H168V255H166ZM63 255L65 256L66 259L63 257ZM8 256H10V255H8ZM61 256L65 259V260L63 259L64 260L63 262H62ZM166 256H168V257H166ZM188 256H189V254L187 255V257ZM55 257H54V259H55ZM53 261H55V260H53ZM53 261H52V263H53ZM187 261L188 260H186V262ZM13 262H14V264L18 263L16 260H13ZM1 263H2V261H0V264ZM30 263L31 262L29 261V262L21 263V264H30ZM192 263L193 262H191V264Z\"/></svg>",
	"mask_w": 264,
	"mask_h": 264
},
{
	"label": "crops",
	"instance_id": "3",
	"mask_svg": "<svg viewBox=\"0 0 264 264\" xmlns=\"http://www.w3.org/2000/svg\"><path fill=\"white\" fill-rule=\"evenodd\" d=\"M173 213V212H172ZM175 214V213H174ZM179 214H177V215H175V219L177 220V221H179V222H183V223H189V222H193V221H195L194 219V216L193 215H196V214H194V212H191V213H189V214H185V215H182L181 217L180 216H178ZM181 215V214H180ZM202 215H204V214H202ZM201 214H199V216L201 217L202 216ZM185 216H187V217H185ZM202 219H203V217H201ZM208 218V217H207ZM197 221V220H196Z\"/></svg>",
	"mask_w": 264,
	"mask_h": 264
},
{
	"label": "flooded vegetation",
	"instance_id": "4",
	"mask_svg": "<svg viewBox=\"0 0 264 264\" xmlns=\"http://www.w3.org/2000/svg\"><path fill=\"white\" fill-rule=\"evenodd\" d=\"M73 57H74V56H73ZM76 57H77V56H75L74 61H77V60H76ZM59 65H60V64H59ZM56 67H58V68H56V69H58V71H59L58 74H59V75L61 74V72H62L63 69L65 68L62 64H61L60 66H56ZM53 69H55V68H53ZM54 71H55V70H53V72H54ZM56 71H57V70H56ZM60 71H61V72H60ZM54 74H55V75H58L56 72H54ZM38 85H39V84H38Z\"/></svg>",
	"mask_w": 264,
	"mask_h": 264
}]
</instances>
